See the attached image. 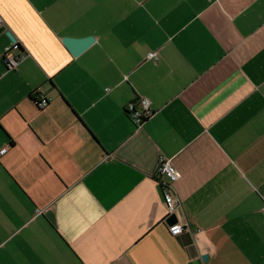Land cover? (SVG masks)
I'll return each mask as SVG.
<instances>
[{"label":"crops","instance_id":"0c3cea01","mask_svg":"<svg viewBox=\"0 0 264 264\" xmlns=\"http://www.w3.org/2000/svg\"><path fill=\"white\" fill-rule=\"evenodd\" d=\"M1 26L0 264H264V0H0Z\"/></svg>","mask_w":264,"mask_h":264},{"label":"built area","instance_id":"2783aa9c","mask_svg":"<svg viewBox=\"0 0 264 264\" xmlns=\"http://www.w3.org/2000/svg\"><path fill=\"white\" fill-rule=\"evenodd\" d=\"M16 45V44H15ZM21 55L17 54L14 47L6 48L4 54V61L8 69H13L18 62ZM149 58H157L155 52L148 54ZM33 103L37 108H43L48 105L51 98L45 95L33 94ZM150 101L147 98L139 97L124 106V112L130 118V120L136 124H142L150 115ZM6 148H3L0 153H4ZM159 175V183L162 193V200L166 209V218L171 214L180 215L181 204L178 196L175 194L173 189V182L181 177V172L175 169L168 160H160V164L157 169ZM168 232L172 236L179 235L186 228V225L181 221H176L175 223H167ZM174 229H179V231H174Z\"/></svg>","mask_w":264,"mask_h":264},{"label":"water","instance_id":"95a60500","mask_svg":"<svg viewBox=\"0 0 264 264\" xmlns=\"http://www.w3.org/2000/svg\"><path fill=\"white\" fill-rule=\"evenodd\" d=\"M4 26L0 27V33L4 31ZM13 40V38L11 37ZM62 42L67 46V48L70 50V52L73 55L79 54L81 51H83L86 47H88L93 42V37H84V38H69L66 37L62 40ZM179 220V217L177 214H171L167 218L168 224L175 223Z\"/></svg>","mask_w":264,"mask_h":264},{"label":"trees","instance_id":"16d2710c","mask_svg":"<svg viewBox=\"0 0 264 264\" xmlns=\"http://www.w3.org/2000/svg\"><path fill=\"white\" fill-rule=\"evenodd\" d=\"M14 49H15V51H16L17 54H20V53H22V51H23L19 44H16L15 47H14ZM19 52H20V53H19ZM35 93H36V92H34L33 94H35ZM32 100H33V99H32Z\"/></svg>","mask_w":264,"mask_h":264},{"label":"snow or ice","instance_id":"6c2138e0","mask_svg":"<svg viewBox=\"0 0 264 264\" xmlns=\"http://www.w3.org/2000/svg\"><path fill=\"white\" fill-rule=\"evenodd\" d=\"M174 231H179V229H174Z\"/></svg>","mask_w":264,"mask_h":264}]
</instances>
